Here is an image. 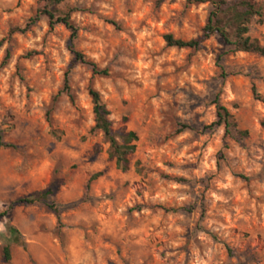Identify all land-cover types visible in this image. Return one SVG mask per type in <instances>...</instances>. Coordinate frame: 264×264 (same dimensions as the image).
Instances as JSON below:
<instances>
[{"label":"clouds","instance_id":"obj_1","mask_svg":"<svg viewBox=\"0 0 264 264\" xmlns=\"http://www.w3.org/2000/svg\"><path fill=\"white\" fill-rule=\"evenodd\" d=\"M245 3L240 39L264 49V0L225 7ZM215 10L0 0V143L14 145L0 147V264H255L241 253L264 242V56L206 36ZM97 104L117 145L139 136L128 172L109 160Z\"/></svg>","mask_w":264,"mask_h":264},{"label":"trees","instance_id":"obj_2","mask_svg":"<svg viewBox=\"0 0 264 264\" xmlns=\"http://www.w3.org/2000/svg\"><path fill=\"white\" fill-rule=\"evenodd\" d=\"M197 2H204V0H197ZM54 3H60V0H54ZM212 3L216 5V10L210 13L208 22L203 29V32L206 34V36L207 34H210V33H218L219 39L222 41L223 45L225 46L232 45L235 41V43H237L239 46L244 48L250 54L256 55L258 53L260 56H264V49L257 48L256 46L250 44L248 40L240 39L241 32L246 31V29L240 28L239 24L243 19L251 15L252 5L245 3L244 5H242V8L245 10L237 11L234 7L226 8L225 7L226 2L224 0H212ZM41 11H43L44 14L48 15L56 23H63L66 26V28H68L72 33L71 40L75 39V37L77 36V30H75L73 28V25L69 23V17L65 16L57 20L56 15H55L57 10L55 8L48 9L47 7H45ZM31 23H35V20L33 19ZM31 23L29 24V26L31 25ZM228 25L234 28V32L232 35L229 34L228 31L225 30ZM50 27L54 28V24L50 25ZM17 30L18 29L12 30V32L17 31ZM165 41L168 43L170 47L171 46H177L178 48L187 47L193 50H196L200 47L199 40H194V41H191V43L185 44L184 41L175 40L170 35L165 37ZM77 56L80 57V59L84 63H88V61L84 60L83 54L77 53ZM7 59L8 57L6 58V60ZM100 74L106 76L108 73L107 71H105ZM253 92L255 93V88H253ZM90 94L96 99H98V94L96 92L93 91ZM100 108L101 106L97 104L95 108V112L98 118L97 126L103 128L105 138L112 141V146L114 149V151L109 156V160L114 161L117 169H122L124 172H128L129 167H130L129 158L136 151V146L132 145L130 141L132 139L138 140V138L135 133H131L130 137H122V139H125L124 145H117L112 135V126L111 124L104 121L103 118L100 116ZM218 115L221 120H224L226 118L230 119V116L227 113V111L225 109L220 108L219 105H218ZM0 147L7 148L10 146L0 143ZM42 195H46V194H42ZM29 202H32V201H29ZM12 231L15 232L16 230L13 229ZM4 251H5V255H7L8 258L11 259L10 250L5 249Z\"/></svg>","mask_w":264,"mask_h":264},{"label":"rangeland","instance_id":"obj_3","mask_svg":"<svg viewBox=\"0 0 264 264\" xmlns=\"http://www.w3.org/2000/svg\"><path fill=\"white\" fill-rule=\"evenodd\" d=\"M225 2H226V0H224ZM193 2V0H188V3L189 4H191ZM164 3V0H154V7H155V9L158 11L159 9H160V5L161 4H163ZM172 3L174 4V3H176V0H172ZM211 13V12H210ZM209 16H210V14H209ZM208 19H209V17H208ZM208 19H207V22H208ZM32 21V20H31ZM31 21L29 22V24L31 23ZM207 22H206V24H207ZM108 23H111V21H108ZM206 24L202 27V31H203V29H204V27L206 26ZM227 28H233L232 26H227ZM234 29V28H233ZM12 30H15V28H12V27H9V31L10 32H12ZM233 32L234 31H228V33L229 34H233ZM77 34H78V30H77ZM168 35H170V36H172L171 34H167V33H165V34H163L162 35V39L163 40H165V37L166 36H168ZM173 37V36H172ZM174 38V37H173ZM70 39H71V36H70ZM181 41H183V40H181ZM194 41V40H193ZM218 42L220 43V44H222L223 45V43H222V41L220 40V39H218ZM0 43H2V42H0ZM200 48V47H199ZM199 48L198 49H196V50H199ZM82 54V53H81ZM195 54V52L193 51L192 53H190L189 54V59H191V57H192V55H194ZM10 55H11V53L9 52V53H7L6 54V57H5V60H6V58L8 57V59H10ZM31 55H32V53H28V56L29 57H31ZM252 55V54H251ZM255 56V55H254ZM7 59V60H8ZM6 60V61H7ZM5 61V62H6ZM253 88H255V85H253ZM49 116H50V114H49ZM14 127V126H13ZM133 133H135V132H133ZM136 134V133H135ZM243 135H245V136H247V135H249L247 132H244L243 133ZM136 136H137V138H138V140H139V136L136 134ZM137 140V141H138ZM4 145H8V146H10V147H13L14 145H12V144H4ZM135 153H136V151H135ZM135 153L132 155V156H130V158H129V161H130V165L132 164V160L134 159V155H135ZM139 164H140V161L137 159L136 160V168H137V171H139ZM114 165H115V163H114ZM116 167V166H115ZM129 169H130V167H129ZM247 235V234H246ZM258 240H262V241H264V238H258ZM255 249H258V251L257 250H254L253 249V246H252V243L251 242H249L248 243V245L246 246V248H245V251H244V253H241V255H247V260L249 261V262H252V261H254L255 262V264H260V260L261 259H264V242H260V243H256V245H255ZM10 253H11V251H10ZM228 254H229V257L231 258V256H233L235 253H233V250L231 249V248H229L228 249ZM238 259H239V257H237ZM241 264H245V262H241Z\"/></svg>","mask_w":264,"mask_h":264}]
</instances>
